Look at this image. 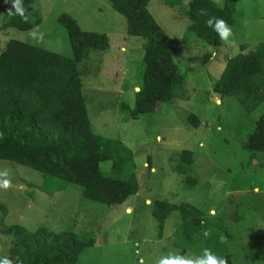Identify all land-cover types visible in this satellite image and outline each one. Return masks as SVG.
<instances>
[{"label":"rangeland","instance_id":"374dc122","mask_svg":"<svg viewBox=\"0 0 264 264\" xmlns=\"http://www.w3.org/2000/svg\"><path fill=\"white\" fill-rule=\"evenodd\" d=\"M189 0H147V9L172 39L181 40L189 21ZM223 6L231 0H213ZM13 0H0V52L7 39L26 41L70 56L64 28L56 18L71 15L82 30L103 32L106 51H91L79 65L82 93L92 127L102 135L119 138L131 150L137 190L122 203L106 207L83 200L81 186L57 176H44L29 167L0 159V260L16 264L10 254L6 227L21 224L28 230L43 226L53 231H92L94 242L84 248L75 264H157L168 254L181 252L166 237L179 222L172 211L163 222L161 238L151 216L154 200L186 201L220 222L226 238L228 264H264V153L246 151L242 144L256 116L264 112V99L246 113L232 97L212 91L225 58L245 53L264 42V0L235 2V22L226 43L213 47L190 35L181 41L174 60L183 81L175 96L151 114L130 119L119 102L133 104L138 89L136 63L142 40L126 33V20L107 0H32L29 30L3 27ZM244 49L240 51L239 46ZM208 54V56H206ZM193 114V127L187 115ZM182 149L191 151L187 175L173 167ZM103 169L107 162L100 164Z\"/></svg>","mask_w":264,"mask_h":264},{"label":"trees","instance_id":"16d2710c","mask_svg":"<svg viewBox=\"0 0 264 264\" xmlns=\"http://www.w3.org/2000/svg\"><path fill=\"white\" fill-rule=\"evenodd\" d=\"M107 1L124 16L126 33L143 41L135 69L138 89L133 104L119 102L120 110L136 119L169 102L182 84L183 73L174 60L181 41L192 35L205 44L219 46V35L206 22L216 17L228 26L234 24L235 2L239 0L223 6L213 0H189L186 17L190 23L181 40L162 30L148 11L147 0ZM31 2L22 0L27 22L11 6L3 27L29 30L38 25L40 19L31 20L28 15ZM201 10L207 15H201ZM56 20L65 30L70 56L14 38L7 39L0 52V159L80 185L86 202L106 207L120 204L137 190L132 152L119 138L102 135L92 127L82 93L84 72L79 67L91 51H106L108 38L103 32L82 30L66 12L59 13ZM212 91L219 97H232L246 113L253 111L264 99V42L226 57ZM187 121L193 127L198 125L193 114L187 115ZM242 147L251 154L264 153V112L256 116ZM103 162L108 163L105 169L100 165ZM190 163L191 151L182 149L173 170L193 185L195 179L186 174ZM172 211H177L179 222L166 237L169 244L196 257L210 249L227 259L224 226L186 201L152 202L150 213L158 239ZM205 230H210L208 237ZM6 232L11 236L9 251L16 256V264H75L78 254L94 242L88 230L53 231L43 226L28 230L12 224Z\"/></svg>","mask_w":264,"mask_h":264},{"label":"clouds","instance_id":"9594fccd","mask_svg":"<svg viewBox=\"0 0 264 264\" xmlns=\"http://www.w3.org/2000/svg\"><path fill=\"white\" fill-rule=\"evenodd\" d=\"M12 7L15 10V13L20 15L25 20V22H27L28 17L25 15V9L23 7L22 0H13ZM200 14L207 15V12L205 10H201ZM213 21H215L214 26ZM206 23L209 27L214 28V31H216L222 40H224L226 43H231L228 38L232 35V31L227 25L226 21L220 18L211 17ZM0 136H2V134H0ZM9 186L10 182L8 180L0 182V187L4 189H7ZM203 234L205 237H208L210 235V230H205ZM0 264H11V262L4 259L0 260ZM157 264H228V260L225 257L216 256L211 252L210 249H204L202 257L198 256L195 258H189L180 254H168L162 256L158 260Z\"/></svg>","mask_w":264,"mask_h":264}]
</instances>
